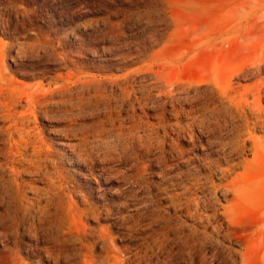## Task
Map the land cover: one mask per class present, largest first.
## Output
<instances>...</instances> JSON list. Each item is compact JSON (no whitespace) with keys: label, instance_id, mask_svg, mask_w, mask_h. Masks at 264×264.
<instances>
[{"label":"rangeland","instance_id":"obj_1","mask_svg":"<svg viewBox=\"0 0 264 264\" xmlns=\"http://www.w3.org/2000/svg\"><path fill=\"white\" fill-rule=\"evenodd\" d=\"M263 97L264 0H0V264H264Z\"/></svg>","mask_w":264,"mask_h":264},{"label":"bare ground","instance_id":"obj_2","mask_svg":"<svg viewBox=\"0 0 264 264\" xmlns=\"http://www.w3.org/2000/svg\"><path fill=\"white\" fill-rule=\"evenodd\" d=\"M255 96V95H254ZM253 96V97H254ZM256 98V97H255ZM264 98V97H263ZM258 101V100H257ZM255 103V101H254ZM245 104V102H244ZM252 104V103H250ZM249 105V104H248ZM255 105V104H254ZM253 105V106H254ZM262 106V105H261ZM260 106V107H261ZM251 107V106H250ZM255 107V106H254ZM262 108V107H261ZM250 109V108H249ZM253 111V109H252ZM251 111V112H252ZM240 113V112H239ZM252 114V113H251ZM254 119H255V123L254 125L257 128H260L262 130H264V109H256L254 110ZM244 116L243 114L240 115L239 117ZM205 125V124H204ZM206 128V127H205ZM212 128V127H211ZM210 129V128H209ZM214 132V131H213ZM211 133V132H210ZM215 135V134H214ZM250 141L253 142V147H252V151H253V157L257 158V159H262L264 158V138H254V137H250L249 139ZM243 146V145H242ZM222 149L224 151H228L229 152V156L232 158L235 154L240 153L243 151V148L241 147L240 142H237L236 139L231 140L230 143H225V145L222 147ZM229 157V158H230ZM255 160V159H254ZM239 164H229V167L227 168H222L220 173L222 175V178H228L234 171L235 168H238ZM236 170V169H235ZM216 187V186H215ZM222 187H219V189H221ZM216 215V214H215ZM221 226V225H220Z\"/></svg>","mask_w":264,"mask_h":264}]
</instances>
